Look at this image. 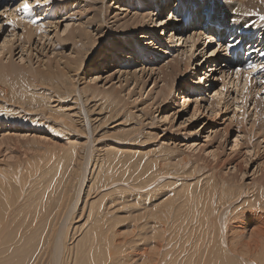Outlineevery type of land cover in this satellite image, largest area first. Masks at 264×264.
Here are the masks:
<instances>
[{"label":"rangeland","instance_id":"rangeland-1","mask_svg":"<svg viewBox=\"0 0 264 264\" xmlns=\"http://www.w3.org/2000/svg\"><path fill=\"white\" fill-rule=\"evenodd\" d=\"M152 1L153 0H41V5L37 7L34 3V0H32L33 9L28 14L21 13L18 15V13L15 11L7 12L8 18L16 21V26L14 28L5 27L3 17H0V50H2V47L8 43L7 50L9 49L8 51H11L12 49L13 51H11V54H9L8 51H5L3 53L4 55L2 54L3 56H0V59H4L3 62L5 61L4 63L8 65L9 69L13 68L20 71L21 64L18 63H21V58L24 55L29 56L28 58H31L30 61L26 60L24 62L27 67L26 73L29 74V80L33 81L37 74H39L42 77V80H40V87L43 88V92L47 94L48 97H53L52 99L46 98L43 103L36 102V104H38L37 106H39L37 111L36 109L29 110L27 115L24 111H21V106L16 103H12L14 111L10 108L7 110L4 107L6 109L5 110L3 107H0V109L3 108L0 110V169L6 170L9 176H13L15 171L20 173L22 177L27 180L28 187L31 186L29 191L30 194H32L30 196L31 198L29 199V195L27 196L29 192L27 193V190H20V186L18 191H16L15 187L17 184L15 180H11L10 185L15 191L16 200L18 193L21 195L19 194L17 204L15 203L17 206L14 204L15 206L13 205V207H11L9 210V220L7 221L8 224L9 221H11L12 224L16 221L17 224H11L12 226L9 224L8 229L10 226L13 228H19L20 223L22 225H20V227L26 226L28 221L25 220L24 215L26 216V219L28 215L27 220H29V223L34 220V222H32L33 224H37L35 221V217L37 215H40L41 219L42 217L45 218L47 215L49 216L52 213L50 211V207L58 206L59 204L56 202V197L58 195L52 194V192L51 195L50 193L48 195L45 194L46 197L44 198L43 203H47L48 205L44 207L41 204V207L39 206V203L41 198L44 197H42L44 194H40V191L44 192L50 186L63 192L67 188V182L69 179H72L71 182L73 184H71L73 187H71L72 189L69 188L70 190H68V197H66L67 202L65 201L66 203H63L60 206H67L66 208L70 206V210L68 209L64 214L66 216L63 215L64 218L62 216L61 219H63V222L60 219L61 221L59 220L58 224L59 222L61 223V226L59 224L60 229L62 228V224L64 225L63 227L67 226L65 231H63L64 229H61L63 233L66 232L69 227L71 228V226L74 224L80 225L79 222L82 223L81 219L83 220V215L86 212L88 202L91 201L90 195L87 197L88 201L86 200L87 194L85 192H88V188L92 186L91 184L99 178V180L96 181L98 185L94 183L96 185L93 187L94 190L92 192V194L99 193V196H97V198L92 195L94 196L93 200L100 199V195L102 196L103 194L107 196V199H105L106 203L110 198H120V203L127 202V205H129L127 208H132L134 211L133 215L137 214L138 216L141 214L143 216V220H140L139 222V230H134L132 227H130L131 221L126 218L127 215L124 214V212L129 209H121V211L117 207L109 205L103 210L102 207L104 206L102 205L103 203H101L99 204L101 207H99L100 209L102 208V211H100V209L96 211L94 210V213L105 212V210H109L111 207H114L115 210L118 211L116 213L119 216L127 219L125 221H121V223H117L121 225H116V223L111 224H115L116 229H119L123 233L131 232L127 235L128 239H132V241L138 239L135 242L133 241L131 244L133 247L132 252L136 253H134V255L138 259L137 261H139V264V257L144 255L148 260L147 264H153V262H156L155 264H168L171 259V254L169 256V254L165 252L167 249H163L161 247L164 251L162 250V253L158 254V257L156 252H151L153 250L150 251L152 248L150 242L151 240L147 239L149 244L147 240H145L147 237L149 238L147 233L151 232L150 228L152 227V222L149 220L150 214L155 209L165 205L166 202H171L174 199L171 197V195L176 191H180V184L192 186L195 185V182L197 181L203 183V175L205 174L206 176L208 173V168H206L204 164L209 162L207 159L211 153L216 152V150L219 148V157L224 160L223 162L225 168L222 175L224 176L227 174L225 175V177H227L233 175L234 173V168L232 165H230V161L237 157V154L240 151L245 152L250 150L251 157H249L252 158L253 162H256V164H253L251 167H249L248 174L244 179L242 176H239V183L245 185V188L251 192V195L254 196V193L257 192L260 185L256 181L260 180L261 178L259 177L260 174L253 176V173L255 172L256 167L260 163L264 162L263 80L261 83L259 80L254 81L250 86H244V89L239 92L236 90L235 84L238 82V80H235V76L228 77V74L227 76L224 74L222 75L219 69L209 73L210 69L207 68L209 65L205 62L207 60L212 61V59L210 60V53L213 51L214 47L208 46L209 43L211 44V42H209L210 40L206 38V35L204 37L201 35L199 40L196 38V41L193 44H182L183 40L180 44V37L178 35L172 37L171 32L172 28L174 27L173 24L171 22L168 23L167 21H169V19L171 20V16H177V12H183L184 9L181 8L175 11V13H172L176 2L175 0H170L171 2L169 9L167 10V15L162 14L163 16L160 17L157 9L153 8L158 6L159 0ZM155 1H158V3L156 4ZM20 2H22V0H0V9L13 8ZM204 2L206 6L210 4V7H212L211 10L209 7L210 11H213V9L216 8V1L204 0ZM226 2H236L238 4V0H226ZM163 6L165 5L163 4ZM199 10H201V7H199ZM134 12L135 14L136 12H140L143 15H148L150 13L148 16L145 15L147 16L145 24L139 26L136 30L131 27L128 28L126 26L127 23L125 24L127 19L133 17L131 15H135ZM220 13L221 12L218 14L221 15ZM156 14L157 16H155ZM99 15H101V19H99ZM150 19L154 21L159 20L157 21L158 23L162 22L165 25L167 24V27L164 28L165 34L164 31L161 30L162 27L155 29L160 31V38H156L154 41V47H157L158 50L152 47V42L149 43L150 46L147 47L146 44L148 43L145 41V38L141 39L143 38L141 36L146 34L150 28L154 27V23ZM165 19H167V21ZM176 19H178L179 24V18ZM211 19L212 17L209 18L210 21ZM33 20H35L36 23L30 22ZM171 21L173 22L174 20ZM256 22L259 23L257 20ZM200 24L201 23L198 25ZM79 25L81 30L82 28L86 27V31H72V27L73 29H76ZM175 28H178L177 31L179 33L177 34L181 36L185 35L182 25H178ZM204 28L205 27H202L200 30L207 33L210 32ZM65 29L67 31H64ZM152 33L153 31H151L150 35H152ZM87 34H89V39L91 41L87 39ZM210 34L212 33L210 32ZM188 38L189 36L185 37V39ZM159 40L165 45V48H159V46H156L157 41L160 42ZM6 41L7 43L5 44ZM93 41L95 43L92 45V50L90 51L89 55H85L87 50H84L85 47L80 45L83 43L90 45L93 43ZM144 45L148 48L146 51L155 52V55H157L156 59L153 60V54H149L147 52L145 54V58L148 55L146 61H143L140 58V54L138 53V49L136 47L145 49ZM75 47H80L84 50L80 58L74 52ZM21 48L24 49L20 50ZM106 48L115 50V54L111 53L108 55L110 57H115V59H111L106 65V69L102 71L100 68L101 65L95 62H99L100 58H105L107 52L110 53V50H107ZM236 51L237 49L235 50V53ZM164 52H166V54H164ZM222 52L223 49L221 48L216 54L219 55L222 54ZM117 55L119 58H117ZM206 55L208 58H206ZM217 55H215L213 59L218 60ZM77 59L79 60L76 61ZM174 59H180L182 71H184L186 64L189 63L188 70L186 71L187 73L168 77V80H166L162 75H159V69L166 68L167 65L173 63ZM69 60L74 61L73 64H66V62ZM83 61H85L83 69L77 75V77L73 79L72 77L74 74H69L67 69L73 67L75 62L79 63ZM149 61L155 65V68L153 69L155 71V75L151 73V71L150 73L143 74V70L146 72L149 71L148 65L150 64L147 65V63H151ZM204 63L205 65L207 64L206 67H202ZM47 69H50L53 74L51 78L44 79V77L48 76L46 74ZM197 69H200L201 71L196 73L197 76H195V78L198 76L199 78L196 83H190V85L193 88H196L194 95H197L201 99L198 101V103L191 99V102L182 108V98L188 95V89L185 90V94L183 92L184 89H181L180 86L184 84V80L186 83H188L189 80L194 77L193 72H196ZM120 70L122 72L142 71L141 73H137V77H139L138 85H136V83L133 81L129 82V84L127 83V85L125 82L121 84L119 82L120 74L118 73V71L121 72ZM29 71H31V73ZM243 72H245V69ZM254 72L255 75H259L262 72L264 73V71L259 72L256 70ZM98 75H101L102 78L96 80V82L93 81L92 79ZM15 76L20 77L21 79L26 77V75L20 76L17 73H15ZM126 77L127 76H122L121 80H125ZM11 78H14V76L9 77L11 84H14L15 81L10 80ZM71 81L74 83V88L76 84L77 91L74 89V91L69 92V84ZM83 87L87 89L84 90L85 88L83 89ZM121 89L123 90V93H120L119 96H122V99H124L123 101H120V97L117 101L114 97L106 100L105 96L109 93V91L113 93L114 90ZM163 89L166 90V92L170 89V96L167 100V103L163 104L162 107L159 108L161 103L160 93ZM17 91V94H21V92H19V86ZM218 92H221L219 95V100H221L219 105L216 104V101H218ZM38 93L39 92L34 94L36 96L39 95V97H43L42 94L40 95ZM29 95L30 94H28V96ZM122 102H124V104ZM117 106H119L121 109ZM51 107L57 110L65 109L64 112L67 113V119L71 117L68 122L66 121V126L64 123L54 124L53 120L57 118L58 113H55ZM195 107H198L200 112L196 118L190 121L189 118L194 112ZM115 108H117V110ZM145 108H148L149 110L145 111ZM214 109L216 110L213 112ZM11 111L14 112H12L14 117L18 118L21 123L18 124L13 122L14 119H11L10 116ZM176 113L177 115H175ZM24 118V121L33 119L38 121L36 122L33 120V122H35L34 124L32 121L29 123H22ZM58 118L60 119L59 116ZM39 120L43 122L39 123ZM68 123L69 127H67ZM122 124H124V126H121ZM68 128H71V130H68ZM124 128L125 131L131 130L136 132V140L135 142H132V144L128 141V139L127 142H120V140L114 138H106L117 136L116 133L124 131ZM65 132L67 135H65ZM15 134H17L20 139L17 135L15 136ZM33 137H36L44 144L52 145L53 150H50V147V149H43V145H40L42 148H40L39 145H33L30 142V139ZM236 138L240 140V146L238 148H234L236 145ZM10 139H14V141ZM19 140L27 144L17 143ZM69 140L74 143L73 147L67 145V143L65 145V142ZM141 140L143 143H145V146L143 145L141 147H145V150H143L147 151V153L145 155L142 154L139 156L138 154L134 156L131 155V160L129 156H126L125 160V155L119 151L125 150L126 152L130 148V145L132 147H136V141L139 143ZM56 145L60 147H54ZM77 145H81L80 148ZM161 145L172 149L173 152L175 151L177 157L181 156L182 158L179 159H182V162L186 166L184 165L182 170L180 167H178L177 170H171L165 167H162L161 169V166L164 164V162L162 163L161 161L159 162L157 160V162L153 161L154 163H151V161L148 160L147 155L150 157V155L153 153L148 154L149 151L152 149L153 152ZM83 146L86 147L84 148ZM68 148L71 149L69 150ZM109 150H114L115 152H113L110 156ZM199 152L201 154H198ZM107 154H109V156H107ZM155 154L157 155H155L154 158L161 155L162 152H160L159 149V151ZM199 155L201 156L199 157L201 159L197 158ZM220 158L214 159L210 157L212 163L213 161L215 163L220 161ZM112 160L117 162H113ZM201 160H203L202 163H200ZM227 160H229V162H227ZM148 161L150 164H148ZM15 165H17V170ZM115 166L116 168H114ZM194 166L199 168H195ZM150 167L154 169L152 170ZM167 169L170 171H167ZM73 171L75 174H73ZM78 172H80V175L82 174V176H84H80ZM110 173L111 175H109ZM70 174H73L72 177L74 179L72 177L70 178ZM77 174L79 177H76ZM159 175L164 178L161 179ZM150 176L154 178H150ZM17 179L20 181L21 178ZM77 179L79 182V184L77 182L78 186L75 183V180ZM105 180L107 182H105ZM145 180L147 181L145 182ZM110 181L113 182L107 186V183ZM57 182L59 184L63 183L60 188H57V185H59ZM137 184L139 188L137 187ZM96 187H98V192H96ZM19 190L22 191V193L19 192ZM71 190L73 192H71ZM34 193H36L37 196ZM52 195L53 197H51ZM20 197H22L24 200L23 204L19 202L21 201ZM51 198H53V200ZM71 198H74L76 201L74 199V202L73 200L71 201ZM253 198L254 197H252V199ZM30 200L31 202H29ZM244 200L245 199H243V201ZM84 201L87 204H83L85 203ZM160 203L162 204L153 207L154 204ZM71 205H75L74 208ZM33 208L34 210L37 209L36 212L33 211ZM38 208L40 209L41 214H39ZM80 208L83 209L82 218L79 219V217L78 219H75L77 213L79 212V215L82 211ZM74 210L75 212H71ZM23 212H28L29 214H23ZM34 212L35 214L38 212L36 216H33L35 215L32 214ZM44 213L46 216H44ZM17 215L20 216L21 219H24L21 220L19 217L17 218ZM21 215H23V218ZM70 215L73 216L71 217ZM73 217L75 222L72 223ZM19 220L20 222H17ZM70 222L72 224H70ZM146 222H149L148 231L144 230L146 228L143 229V226H141ZM233 223L235 225L236 222ZM140 236L142 237L139 240ZM147 244L149 246L151 245V247H149ZM57 246L58 245H56V248L58 249ZM56 252H58V250H56Z\"/></svg>","mask_w":264,"mask_h":264},{"label":"bare ground","instance_id":"bare-ground-1","mask_svg":"<svg viewBox=\"0 0 264 264\" xmlns=\"http://www.w3.org/2000/svg\"><path fill=\"white\" fill-rule=\"evenodd\" d=\"M100 1H103V0H100ZM214 1H216L215 5H216L217 10L215 8V9H213V11H210L212 9V7H210V4H208L206 6L204 0H175V2H176L175 8H174L172 13H175V11H177L181 8L184 10H183V12H180V13L177 12L176 13L177 16H171V20H174L173 22L170 19H169V21H167V19H165L168 23L171 22L174 26L172 28V32H171L172 37L178 35L180 37V39H179L180 44H181L182 40H183L182 44L183 43H186V44L192 43L193 44L196 41V38H198V40H199L201 35L203 37L206 35V38L210 40L209 42H211V44L209 43L208 46H213L214 48H216L218 44L224 43L226 40H228L229 37L237 38L240 40V44L237 47H235L234 49H232L231 51H229L228 49H225L223 47H220L215 53H212L210 51L211 57L210 56L209 57H210V60L212 59V61L207 60L208 62L207 61L205 62L209 65L207 67L210 69L209 73L211 71H216V69H219L220 73L222 75L224 74L227 76V74H228V77L235 76V80H238V82L243 81V78H244L243 82H241V83L237 82L235 84L236 90L239 92H241L244 89V86H250L251 83H253L254 81L259 80L261 83V81L263 80V83H264V73L262 72L259 75H255V72H254L255 70L259 71V72L264 71V70H261V66H264V57H262L260 55L261 52H264V21H262L259 18V15H257V13L260 15H264V3H262L261 0H242V1L238 0V4L236 2H234V3L229 2L230 3L229 4L226 2V0H214ZM170 2H171L170 0H159V3H158V1L157 2L155 1L156 4L158 3V6L156 5L157 7H153V8L157 9V12L160 14V17H162L163 16L162 14L167 15V10L169 9ZM161 3H163L165 6H163V4H161ZM79 4H81V3H79ZM199 7H201V10H199ZM209 7H210V10H209ZM115 9H117V8H115ZM218 11L221 12L220 13L221 15L218 14L219 13ZM144 13H146V12H144ZM134 14H135V12H134ZM145 15H147V14L143 15L140 12H136L135 15H131V16H133L132 18H129L126 20V22H125V24L127 23L126 26L128 28L131 27V28H134V30H136L139 26L145 24L146 18L148 16V15L147 16H145ZM155 16H157V14ZM98 17H99V19H101V15H99ZM210 17H212V19H213V20L211 19L212 21L209 20ZM165 18H166V16H165ZM176 18H179V21H180L179 24H178V19H176ZM255 19L257 21H259V23H257ZM151 21H153L154 27L150 28L148 30V32H146V34L141 36V37H143L141 39L145 38V41L148 43V44L145 43L147 47H149L150 46L149 43L152 42L153 43L152 47L155 48L156 50H158L157 47H154V45H155L154 41L156 40V38L157 39L160 38V36H159L160 31H157L155 29L162 27L161 30L164 31L165 30L164 28L167 27V24L165 25L162 22L158 23L157 21H159V20H155V21L151 20ZM199 23H201V24L198 25ZM178 25L183 26V29L185 31V35L181 36V35L177 34V33H179L177 31L178 28H175V27ZM66 26H68V25H66ZM202 27H205L204 29H206L207 31H210L212 34H210V32L207 33V32L200 30ZM86 29L87 28L85 27V28H82V30H81L80 25L76 29H73V27H72V31L77 30V31L84 32V31H86ZM183 29H182V31H183ZM231 29H233V31L236 30L235 33L228 34V31L231 32ZM64 31H67V30L65 29ZM151 31H153L152 35H150ZM164 34H165V31H164ZM86 36H87V39L90 40L89 34H87ZM187 36H189V38L185 39V37H187ZM100 40H102V39H100ZM6 43H7V41L5 42V44ZM94 43H95L94 41L90 45H86L85 43H83V44L80 43L81 44L80 46H84L85 47L84 50H87L85 55H89L90 51L92 50V45ZM23 46H25V45H23ZM156 46H159V48H165L164 47L165 45L162 44L161 41L160 42L157 41ZM7 47H8V43L4 47H2V50H0V56L5 51L9 50V49L7 50ZM147 47H145V45H144L145 49H142L141 47L140 48L136 47L138 49V53L140 54V58L143 61L144 60L146 61L147 60L146 58L148 57V55L145 58V54L147 52L149 54L150 53L153 54L152 55L153 60L156 59L157 55H155V52L154 51H152V52L146 51L148 49ZM221 48L223 49L222 54L217 55L216 53H218ZM23 49L24 48H21L20 50H23ZM106 49L110 50V48H106ZM236 49H237V51L235 53ZM84 50H83V48L75 47L74 52L80 58L82 56ZM243 50H244L245 54H244ZM11 51H12V49H11ZM11 51H8V53L11 54ZM111 53L115 54V50H110V53H108V52L106 53L105 58L104 57L100 58L99 62H95V63H99L101 65L100 68L102 71L106 69V67H107L106 65L108 64V62L111 59H115V57L108 56ZM164 54H166V52H164ZM243 54H244V56H243ZM215 55H217L218 60L213 59V57ZM26 56L24 55L21 58V63H18V64H21V66L19 65L21 68L20 71L15 70L13 68L9 69L8 65H6V63H4L5 61L3 62L4 59L3 60H2V58L0 59V64H1L0 65V107H3V108L5 107L7 110L10 108L11 110L14 111V107H13L12 103H16V104H19V106H21L20 107V109H22L21 111L22 112L24 111L25 114L27 115L29 113V110H35L36 109V111H37V108H39V106H37L38 104H36V102L43 103V101H45L46 98L52 99L53 97L52 96L48 97L47 94H45L43 92V88L40 87V80H42V77L39 74H37L36 78H34L33 81L29 80V74L26 73L27 67L24 64V62L26 60L30 61L31 58H28L29 56H27V57ZM107 57H109V58H107ZM117 58H119L118 55H117ZM206 58H208L207 55H206ZM78 60L79 59H77L76 61H78ZM151 61H149V62H151ZM73 62L74 61L69 60L66 62V64H73ZM205 63L202 65V67L203 66L206 67L207 64L205 65ZM254 63H255V65H257L259 67L256 69L249 70V65L254 64ZM84 64H85V61L79 62V63L75 62L73 67H71L70 69H67L69 74H74L72 77L73 79H75L77 77V75L81 72V70L84 67ZM148 64H150V65H148ZM147 65L149 66V69H148L149 71L146 72L145 70H143V74L144 73H150V71H151V73H153L155 75V73H154L155 71L153 70L155 68V65H153L152 62L147 63ZM188 67H189V63L186 64L184 71H182V67L180 66V59H174L173 63L167 65L166 68L159 69V71H160L159 75L160 76L162 75L164 79L168 80V77L177 76L179 74H182V75L186 74ZM28 69H29V67H28ZM237 69H240V71L238 72ZM244 69H245V72H243ZM197 70H196V72H193L194 77L192 79H190L188 83H186L184 80L183 81L184 84H182L180 86L181 89H184V91H183L184 93L186 92L185 90L188 89V92H187L188 95L184 96L182 98L183 99V103H182L183 107L182 108L187 106V104L189 102H191V99L196 101V103H198V101H200V99H201L197 95H194L196 88H193L190 85V83L191 84L196 83V81L199 78V76L197 78H195V76H197L196 73L197 72L199 73L201 71L200 69H197ZM246 71H250V72H246ZM29 72L31 73V71H29ZM37 72H38V70H37ZM141 72H130V71L119 72L118 71V73L120 74V77H119L120 81L119 82L121 84L123 82H125L127 85V83L129 84V82L133 81L136 83V85H138L139 77H137V73H141ZM15 73H17L20 76L26 75V77L21 79L20 77L15 76ZM46 74L48 76L44 77V79L51 78L53 73L50 69H47ZM13 76H14V78H11L10 80L15 81V83L11 84V82L9 81V77H13ZM122 76H127V77L125 78V80L122 81L121 80ZM201 77H203V76H201ZM250 77H251V79H249ZM100 78H102L101 75L100 76L98 75L97 77H95L92 80L96 82V80H99ZM62 79H63V77H62ZM205 81H206V78H205ZM245 84H247V85H245ZM18 86L20 89L19 92H21V94H17L18 93V91H17ZM87 87H89V86H87ZM37 88L39 91L37 90ZM84 88L85 87H83V89ZM74 89H75V91H77L76 84H75V88H74V83H73V81H71L69 84V92L74 91ZM86 89L87 88H85L84 90H86ZM122 89L121 90H114L113 93L111 91H109V93L107 92L108 94L106 96L104 95L106 100L113 98V97L116 99V101L119 99V97L122 99V96H119L120 93L121 94L123 93ZM92 91H93V89H92ZM124 91H126V90H124ZM37 92H39L38 94H40V95L42 94L43 97H39V95L36 96L34 93H37ZM28 94H30V95L28 96ZM220 94H221V92L217 93V96H218V101H216L217 105H219L220 101H221V100H219ZM169 96H170V89L167 90V92L164 89L161 91V93H160L161 103L159 105V108H161L163 104L167 103ZM121 99H120V101L124 100V99H122V100ZM122 103L124 104V102H122ZM47 104H49V103H47ZM61 105H60V107H61ZM42 107H44V106H42ZM117 107H119V106H117ZM3 108H1V109H3ZM115 109L117 110V108H115ZM115 109H114V111H115ZM53 110L55 113H58V116L60 117V119H59L57 116V118H55L56 120L55 119L53 120L54 124H59V123L60 124L61 123L67 124V122L69 121V119L71 117L69 119H67V113L64 112L65 109L64 110L53 109ZM144 110L147 111L149 109L145 108ZM215 110L216 109H214L213 112ZM13 111H11V113H10L11 119H14L13 120L14 123H18V124L21 123V121L18 118L14 117ZM199 112H200L199 108L195 107L194 112L190 116L189 120L191 121L194 118H196V116L198 115ZM175 115H177V113ZM54 117H55V115H54ZM24 120H25V118L22 120L23 121L22 123H24V122L29 123L30 121H32V123L34 124L35 122H33V120H35L36 122L38 121L36 119L28 120V121H24ZM40 122H43V121L39 120V123ZM66 124H65V126H66ZM121 126H124V124H122ZM67 127H69V123H68ZM71 128H72V124H71ZM71 128H68V130L69 129L71 130ZM125 128L123 129L124 131L119 132V133L117 132L116 133L117 136L106 137V138H114V139L120 140V142H127V139H128V141L131 142V144H132V142H135V140H136V136H135L136 132L131 131V130L125 131ZM16 135L17 134H15V136ZM65 135H67L66 132H65ZM14 139H10V140L14 141ZM19 139H20V137H19ZM69 139H71V138H69ZM30 140H31L30 142L33 145H37V146L43 145V147H44L43 149H50L51 148L50 150H53L52 145L44 144L43 142L38 140L36 137H33ZM235 140H236L235 141L236 145L234 148H238L240 146V140H238V138H236ZM17 143L21 144L24 142L19 140V142H17ZM66 143H67V145H69L71 147H73V145H74V143H72V141H70V140L66 141L65 145H66ZM139 143H137V141H136V145H135L136 147H132L130 145V148L126 152H125V150L120 149L121 151H119V152H121L122 154L125 155V156L123 155L125 160H126V156H129L130 160H131V155L134 156V155L138 154V156H139L142 154L145 155L147 153V151H144L145 147H143V148L141 147L143 145L145 146V143H143L142 140ZM24 144H27V143H24ZM75 144H77V143H75ZM33 145H31V146H33ZM77 146H79V148H80L81 145H77ZM133 146H134V144H133ZM54 147H60V146L56 145ZM40 148H42V146H40ZM105 148H106V146H105ZM126 149H127V147H126ZM156 149L154 150L155 152L154 151L152 152V149L149 151L148 154L153 153L152 155H150V157L147 155L148 160L151 161V163L153 161L157 162V160L159 162L161 161L162 163L164 162V164L161 166V169H162V167L163 168L164 167L169 168L171 170H177L178 167H180L181 170L184 168L185 164L182 162V159H179L182 157L181 156L177 157L176 156L177 154L175 151L173 152L172 149L165 147V146H162V145ZM159 149H160V152H162V154L159 156H156L154 158V156L157 155L155 153H157L159 151ZM114 150L113 151L109 150L110 156L113 152H115ZM116 150H118V149H116ZM38 151H39V149H38ZM107 151H108V149H107ZM62 152H63V150H62ZM109 154H107V156H109ZM198 154H201V153L199 152ZM250 154H251L250 150H247L245 152L240 151L237 154V157H235L234 159H232L230 161L231 162L230 165H232L234 168L233 169L234 170L233 175L225 177V175H227V174H225L224 176L222 175L224 173L225 168H224V162H223L224 160H222L219 157L220 156L219 148L216 150V152L211 153L207 159L209 162H206L204 164L205 167L208 168V173L206 176H205V174L203 175L204 176L202 179L203 183H200L197 181V182H195V185H192V186H185V184H180V191H176L171 195V197L174 199L171 202H166L165 205L160 206L159 208L155 209L150 214L149 220L152 222V227L150 228L151 232L147 233L149 235V238L147 237L145 239V240H147V239L151 240L150 242H151L152 248L150 249V251L153 250L151 252H156L158 255V254L162 253L163 249H167L165 252H167L169 254V256L171 254V256H170L171 259L169 258L170 261L168 264H264V162L260 163L256 167L255 172L253 173V176H257L258 174H260L259 177L261 178L260 179L261 181L260 180L256 181L260 186H259L257 192L254 193V196L251 195V192L245 188V185L239 183L240 182L239 176H242V178L244 179L248 174L249 167H251L253 164H256V162H253L252 158H250L251 157ZM129 157H128V159H129ZM199 157H201V156L200 155L197 156V158H199ZM210 157H212L214 159L220 158L221 160L219 159L220 161H217L216 163L213 161V163H212ZM199 159H201V158H199ZM214 159H212V160H214ZM118 161H119V159H118ZM149 161H148V164H150ZM194 161H195V158H194ZM202 161L203 160H201L200 163H202ZM113 162H117V161H113ZM227 162H229V160H227ZM118 163H120V162H118ZM170 163H172V164H170ZM155 164H157V163H155ZM194 167L199 168L197 166H194ZM15 168L17 170V165H15ZM114 168H116V166ZM76 170H75V172H76ZM100 170H101V168H100ZM100 170H99V172H100ZM77 171H79V170H77ZM107 171H109V170H107ZM167 171H170V170L167 169ZM112 172H114V171H112ZM79 173L80 172H78V174ZM152 173H153V171H152ZM73 174H75L74 171H73ZM73 174H70L71 175L70 178L73 176ZM78 174L76 177H79L80 174L79 175ZM163 174H165V173H163ZM109 175H111V173ZM67 176H68V173H67ZM80 176H82V174ZM98 176H100V175H98ZM9 177H10V179H9ZM16 177L21 178L20 181ZM41 177H43V176H41ZM111 177H113V176H111ZM159 177H161V176L159 175ZM150 178H154V177L150 176ZM163 178L161 177V179H163ZM12 179L15 180V182L17 184L15 187L16 191H18V188L20 186V188H19L20 190H23V191L27 190V193L29 192V194H27V196L29 195L28 196L29 199L31 198L30 196L32 195V194H30V191H29V188L31 186L28 187L27 180L24 179L20 173L15 171L13 173V176H9L8 172L6 170L0 169V264H45V263H47V264H139V261H137L138 259L134 255L135 252L134 253L132 252L133 247L131 244L133 241L135 242L138 239L133 240V241H132V239H128L127 235L130 234L131 232L130 233L129 232L123 233L119 229H116V225H121V224H117V223H119V222L121 223V221H125V220H127L126 218H128L131 221L130 227H132L134 230H137L138 227L140 226V224H139L140 220H143V216L141 214L138 216H137V214L133 215L134 211L132 210V208L131 209H129V207L127 208V206H129V205H127V202L120 203L119 202L120 198H117V199L114 198L115 200L110 198V199H108V202L106 203L105 199H107V196H105L103 194L102 196L100 195V199H94L93 200L94 196L95 197L99 196V193L92 194V192L94 190L93 187H95V185L97 184L96 181L99 180V178L96 179L91 184L92 186L90 188H88V192H85L87 194V196H86L87 201H88L87 197H89L88 195H90V197H91V199H90L91 201L88 202V206L86 207L87 208L86 212L84 211L85 213L83 215V209L80 208V209H82V211L79 210V211H81V213L78 215V213H79L78 212L77 216H75V219H78L79 217H80L79 219H81L82 215H83V220L81 219L82 223L79 222L80 225H76V224H74L73 226L68 225V226H71V228L69 227L68 230H66V232H64V233L62 232L61 229H64L63 231H65V229H67V226L63 227L64 225L62 224V228L60 229L61 223L59 222V224H60V226H59L58 221L67 212V210L70 208V206L68 205L69 207L66 208L67 206L65 207V206H60V205L67 202L66 197H68V190L72 189L71 187H73V185H72L73 183L71 182L72 179L68 180L67 188L63 192H61L55 188H52L50 186L44 192L40 191V194H44V195H42V197L43 196L44 197L43 198L40 197L41 201L39 203V206H41V204L44 207L46 205H48L47 203H43V200L46 197V195H48L49 193H50V195H51V192H52V194L58 195L56 197V202L59 203V204L57 203L58 206H51V207L49 206L50 211L52 213L49 216L47 215L48 217L44 213V216H46L47 218L46 217L44 218L41 216L42 217V219H41L40 215H37L38 212L35 214L37 209L35 208L36 210H34V208H33V211H35V212L32 214H35L33 216L37 215L35 217L36 218L35 221L37 222V224L32 223V222H34V220H32V222L29 223V220H27L28 215H27V219H26V216L24 215L25 220L28 221V224H27L28 226L25 223H23L26 226L20 227V225H21V223H20L19 228L15 227V226H14L15 228H13L11 226L13 224H17L16 221H15V223L13 222V224L11 221H9V224L10 225L12 224V225L8 229L9 224L7 221L9 220V214H10L9 210L11 209V207H13V205L15 203L17 204L18 196L20 194V193H18L17 200H16L15 191L12 189V186L10 185V182ZM78 179L75 180L76 182L74 181L76 184L78 182ZM80 180H82V179H80ZM146 181L147 180H145V182ZM105 182H107V181L105 180ZM112 182L113 181L108 182L107 186H109V184H111ZM118 182H119V180H118ZM94 183H96V184H94ZM57 184H59V183L57 182ZM62 184L63 183H60L59 185H57V188H60ZM78 184H79V182H78ZM78 184H77V186H78ZM81 184H82V182H81ZM132 184H133V182H132ZM170 185H171V183H170ZM103 186H105V185H103ZM137 187H138V184H137ZM100 189H101V187H100ZM244 189H246V190H244ZM20 190H19V192L22 193V191H20ZM96 190H97L96 192H98V187H96ZM130 190H132V189H130ZM71 192H73V191L71 190ZM34 194H36V193H34ZM92 195H94V196H92ZM249 195H251V196H249ZM25 196H26V194H25ZM36 196H37V194H36ZM22 197H23V194H22ZM22 197H20L21 201H19V202H21L23 204L24 200ZM51 197H53V195ZM70 197H72V196H70ZM70 197H69V201H70ZM76 197H77V195H76ZM252 197H254V198L252 199ZM26 199H27V197H26ZM51 199L53 200V198H51ZM73 199L71 198V201ZM103 199H104V201H103ZM123 199H121V200H123ZM243 199H245V200L243 201ZM31 200L29 202H31ZM74 200H73V202H74ZM45 201H46V199H45ZM54 201H55V199H54ZM73 202H71V203H73ZM101 203H103L102 205L104 206V207H102L103 210L106 209V207H108L109 205H113L114 207H117L120 210L121 209L122 210L123 209H129L126 212H124V214L127 215L126 218L119 216L116 213L118 211H116L114 207H111L112 209L110 208L109 210H105V212L97 211L99 213H94V210L96 211V210L100 209L101 205H99V204H101ZM27 204H28V201H27ZM68 204H69V202H68ZM83 204H87V203L85 202ZM161 204L162 203L154 204L153 207H156V206L161 205ZM241 204L243 205V208L241 210L237 211V206L241 205ZM71 206H73V205H71ZM74 206H73V208H74ZM39 208H38L39 214H41ZM133 208H134V206H133ZM101 209H100V211H102ZM134 210H135V208H134ZM30 212H32V211H30ZM41 212H43V211H41ZM71 212H75V210L71 211ZM26 213H28V212H23V214H26ZM48 214H49V212H48ZM68 215H69V213H68ZM30 216H32V215H30ZM64 216H66V215H64ZM64 216H63V218H64ZM18 217L20 218V216L17 215V218ZM21 217L23 218V215H21ZM71 217H70V219H71ZM23 219H21V220H23ZM61 220L63 222V219H61ZM17 222H20V220ZM22 222H24V221H22ZM38 222H39V224H38ZM64 222H66V221H64ZM73 222H75L74 217L72 218V223ZM233 222H236L235 225ZM72 223L70 222V224H72ZM111 223H116V225L111 224ZM148 225H149V222H146L141 226H143V229L146 228L144 230L148 231L149 230ZM140 231H141V228H140ZM148 235H146V236H148ZM130 236H132V235H130ZM141 237L142 236H140L139 240L141 239ZM148 240H147V242L149 244ZM56 245H58L57 246L58 249L56 248ZM151 245L150 246L148 245V246L151 247ZM56 250H58V252H56ZM140 250H142V249H140ZM142 251H144V250H142ZM55 252H56V254H55ZM165 255H166V253H165ZM137 256H138V254H137ZM145 257H146L145 255L139 257L140 258V264H147L148 263V260ZM158 257H159V255H158ZM155 263L156 262H153V264H155Z\"/></svg>","mask_w":264,"mask_h":264},{"label":"snow or ice","instance_id":"snow-or-ice-1","mask_svg":"<svg viewBox=\"0 0 264 264\" xmlns=\"http://www.w3.org/2000/svg\"><path fill=\"white\" fill-rule=\"evenodd\" d=\"M262 3H264V0H261ZM34 3L37 7H39L41 5V0H34ZM33 9V2L32 0H22V2H20L18 5H16L13 8H6V9H0V17H3V21H4V26L5 27H12L14 28L16 26V21L9 19L7 16V12L9 11H15L18 14H28L32 11ZM257 15H259V18L264 21V15H260L257 13ZM31 23H36L35 20L30 21ZM240 44V40L234 37H229L228 40H226L224 43L218 44L216 48L213 49L212 53H215L220 47H223L225 49H228L229 51H231L232 49H234L235 47H237ZM260 55L262 57H264V52H261ZM258 66L255 64H250L249 65V70L252 69H256ZM261 70H264V66H261ZM237 71L239 72L240 69H237ZM251 79V77L249 78ZM243 208V205H238L237 206V211L241 210Z\"/></svg>","mask_w":264,"mask_h":264}]
</instances>
